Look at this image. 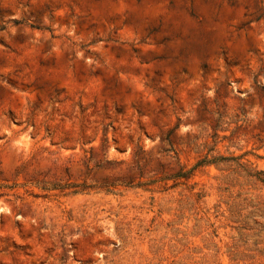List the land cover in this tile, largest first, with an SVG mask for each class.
<instances>
[{"label": "rangeland", "instance_id": "rangeland-1", "mask_svg": "<svg viewBox=\"0 0 264 264\" xmlns=\"http://www.w3.org/2000/svg\"><path fill=\"white\" fill-rule=\"evenodd\" d=\"M259 180L264 0H0V264H264Z\"/></svg>", "mask_w": 264, "mask_h": 264}, {"label": "trees", "instance_id": "trees-1", "mask_svg": "<svg viewBox=\"0 0 264 264\" xmlns=\"http://www.w3.org/2000/svg\"><path fill=\"white\" fill-rule=\"evenodd\" d=\"M205 162H201V165L204 164ZM200 164L196 165V166H199ZM185 174L181 173V174H178L177 177H185L184 176ZM263 185H264V180H259Z\"/></svg>", "mask_w": 264, "mask_h": 264}]
</instances>
